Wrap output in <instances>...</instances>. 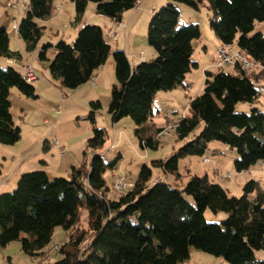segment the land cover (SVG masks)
<instances>
[{"label":"trees","instance_id":"trees-1","mask_svg":"<svg viewBox=\"0 0 264 264\" xmlns=\"http://www.w3.org/2000/svg\"><path fill=\"white\" fill-rule=\"evenodd\" d=\"M72 1L78 22L89 3L95 4L99 15L121 22L139 0ZM169 1L149 23L148 42L157 54L153 60L132 69L124 51L112 54L117 84L108 113L114 123L131 119L144 151L160 150L163 138L168 137L159 136L165 128H157L153 121L157 95L187 88V75L198 68L193 56L202 33L197 24H181L178 4L194 10L207 6L212 12L210 28L218 40L236 46L264 67V34L255 33L257 23L264 22V0ZM28 2L17 31L27 52L37 51L40 62H49L51 77L65 89L77 90L90 82L111 55L103 29L89 24L81 28L73 44L60 40L55 47L50 43L39 46L45 28L37 21L52 16L54 0ZM52 48L55 56L50 60ZM0 57L22 58L11 50L8 31L1 25ZM216 68L205 72L202 93L191 99L187 113L172 123L176 141H184L202 124L199 134L169 158L144 165L125 193L117 191L116 182L113 188L108 185L106 174L113 172L122 158L104 159L107 131L95 127L102 105L92 102L86 118L93 125L85 151L94 153L90 168L74 167L68 178L50 179L44 171L21 175L15 192L0 195V246L19 241L27 256L48 264L46 249L55 229L62 227L67 241L60 246L61 259L54 264H183L192 249L228 264H264L255 256L264 249V191L257 182H248L243 196L231 197L208 175L191 176L182 190L172 188L162 177L159 182L153 179V168L165 175H179L182 158L204 157L214 141L238 152V173L264 164V112L256 107L263 94L264 71L251 72L239 62L230 68ZM13 89L27 98H38L34 84L23 80L18 69L0 67V144L5 146L16 145L22 134L11 113ZM238 105L248 106L251 112H238ZM82 209L88 214L87 227L81 224ZM207 210L225 212L228 218L222 224L208 223Z\"/></svg>","mask_w":264,"mask_h":264},{"label":"crops","instance_id":"crops-1","mask_svg":"<svg viewBox=\"0 0 264 264\" xmlns=\"http://www.w3.org/2000/svg\"><path fill=\"white\" fill-rule=\"evenodd\" d=\"M18 1V0H17ZM27 1V0H26ZM160 1V4H159ZM12 2L11 0H0V25L5 27L10 36V48L13 52L19 53L22 55L21 59H3L4 63L7 66L17 67L19 72L20 68L24 65H33V67L37 70V73L40 76V80L34 84L36 89V93L38 95L37 99H30L22 94L16 93L15 98L12 101L11 98V113L14 117L15 123L21 128V140L14 146H5L0 144V195L3 193H10L13 189H16V185L21 177V175L34 171H45L50 179H55L58 177L68 178L72 172L74 167L79 168L81 166H85L87 169L90 168L91 158L93 157L92 152H88L85 154L88 140L92 137L90 131H88V136H79L78 138H71L69 141H63L60 143L62 147H66L68 150L67 154H61L58 147L52 144L53 135H57L54 130L55 118L59 117L55 112L57 107H61L59 105L60 98L59 95H62L64 99H67V105H74L76 100L78 101V105L73 108H69V106L65 109L67 113L71 115H76L80 111H84V113H88L90 111V104L92 102L99 101L102 105V110H104L105 103L107 107H109L111 94L114 86L117 84L116 79V66L113 59L112 54L117 50H122L126 53L131 68L134 69L141 62H148L153 60L156 57V52L149 45L148 37L146 38L147 25H149L152 16L159 11L161 5H164L169 0H144L141 1L140 9L135 8L132 11L126 12L122 18L121 22H117L114 19H110L108 17L99 15L96 12V6L88 5L85 15L78 22L76 20V10L71 9L69 11V16L67 17L63 10L59 11L56 17L62 20H69V23L73 27V30L70 32H65V38L61 37L60 40H64L68 44H72L75 42L79 31L82 27L86 25H98L103 29L105 39L111 47V55L108 58L107 62L95 73L98 77L97 86L94 87L90 82L78 88L77 90H68L61 86V83L55 79H53L50 75L48 65L49 62H39L37 51L33 53H29L26 50V45L19 37L18 33L15 32L13 35L10 30V20H9V9H6V3ZM73 2V1H72ZM158 3V4H157ZM74 4V2H73ZM90 7V15H88V9ZM62 8V6H61ZM18 10V9H17ZM6 14V16H4ZM15 19V18H14ZM52 22V21H51ZM38 23V21H37ZM39 25V24H38ZM40 26V25H39ZM46 29L45 26H42ZM114 33L118 34L117 40L114 41L109 39L110 35ZM148 36V32H147ZM67 37V38H66ZM220 42V41H219ZM53 45L52 43H50ZM222 43L220 42L219 45ZM217 49V43L214 42ZM41 46V44L39 45ZM54 49V48H53ZM49 50L48 58L52 60L55 56L54 50ZM217 49H216V57H217ZM204 50H207L204 47ZM149 57V58H148ZM37 65V68H36ZM200 64L198 63V68ZM210 69V65H204L202 67V76L205 72ZM192 76L189 79L186 78V83L188 87H181L174 91L169 92L173 95L169 97H176L181 99V103L185 106L186 112V101L189 106L191 99L200 95L203 91L204 84H198V90L196 92L189 91L195 82L192 79ZM263 84V83H262ZM197 86V85H196ZM68 90V91H66ZM13 94V91H11ZM186 93L188 95L186 96ZM11 94V95H12ZM72 101H69V100ZM18 105L17 111L14 109V105ZM247 108L246 105H242L241 111H245ZM188 110V108H187ZM17 114H16V113ZM155 112H157L155 108ZM187 113V112H186ZM186 113H183L184 116ZM50 114V118L48 117ZM181 116V117H182ZM179 118H170L165 116L164 126L157 128H166L170 123H173ZM98 120V115L96 117V123ZM160 120L159 115H155L153 121L156 124V121ZM89 122V121H88ZM113 122V120H112ZM54 123V125H52ZM95 123V127H96ZM118 123V122H117ZM113 127H117L116 123H114ZM92 125V124H91ZM51 128V129H50ZM104 129V128H103ZM59 137V135H58ZM61 137V136H60ZM60 142V141H59ZM132 145L133 151L138 153L142 158V162L146 165H151L152 161L164 159L162 158L164 155V150L160 149L158 151L152 150H141L137 139L134 143L133 140L130 141ZM106 146V145H105ZM114 146L112 150L110 148ZM123 139L121 135L117 134V130H114V138L111 146L107 149L102 150V154L109 153L110 151H116L117 149L120 152L117 155H121L122 160L117 165L114 172H112L115 181H117L118 176L124 175L126 177V181L132 177V173L130 172V177L124 170L125 164L129 161V168H133V155L128 154L129 148H124ZM109 149V150H108ZM108 150V151H106ZM163 150V151H162ZM116 155V156H117ZM131 158L130 160H128ZM132 161V162H131ZM141 162V163H142ZM211 161L207 164H210ZM223 162L220 160H215L214 167L216 173H219L223 168L220 165ZM224 165V164H223ZM137 168V166L135 165ZM221 169V170H217ZM140 172V171H139ZM9 175H7V174ZM136 175V171L134 170ZM205 175H208L207 173ZM209 176V175H208ZM162 177V175H158L157 178ZM114 181V182H115ZM133 184H131V187ZM22 237H25L22 235ZM10 249H6L7 253L10 255ZM12 258L9 257V263L13 264ZM215 264H228L222 258H217L214 261Z\"/></svg>","mask_w":264,"mask_h":264},{"label":"rangeland","instance_id":"rangeland-1","mask_svg":"<svg viewBox=\"0 0 264 264\" xmlns=\"http://www.w3.org/2000/svg\"><path fill=\"white\" fill-rule=\"evenodd\" d=\"M12 2L6 3V9H9V20H10V30L11 34L13 35V23L14 20H16L18 23L21 19V16L26 11V7L28 6V0L27 2H23L21 0H11ZM140 4L136 6L138 9L141 5V1L144 2V0H139ZM158 4V3H157ZM160 4V1H159ZM170 4L169 2L161 5L159 8V11ZM62 6V10L65 13V15L69 16V11L73 9L76 10L75 4H73L72 0H54V6ZM89 5L95 6L93 3H89ZM18 9V10H17ZM140 9V8H139ZM178 10L180 12V21L181 24H197L200 27L201 33H202V39L196 44V51L193 56V61L200 64L199 68H195L192 70L190 74L187 75V79L192 76V79L195 82V85L188 89L192 92H196L198 90V84H204L205 78L204 74L202 76V67L206 65H210V69L212 71H217V68L215 67L216 62V45H214V42L217 43V46L220 44L218 38L214 34V32L210 28V18L212 17V12L208 9L207 6H202L200 10H194L191 7L185 5V4H178ZM61 11V10H60ZM158 11V12H159ZM86 13V12H85ZM57 14V13H56ZM85 15V14H84ZM88 15H90V7L88 9ZM6 16V14H4ZM57 15L52 14V16L46 20H38V24L42 27L45 26L46 29L44 30V35L40 41V44H46V43H52L55 47L56 44L60 41L61 37L65 38V32H70V30H73V27L69 23V20H62L56 17ZM15 18V19H14ZM52 21V22H51ZM2 26V23H1ZM44 28V27H43ZM149 25H147V32H148ZM16 32V31H15ZM147 32H146V38H147ZM255 33H262L264 34V22H258L256 25ZM67 38V37H66ZM73 44V43H72ZM220 46V45H219ZM204 47L207 48V50H204ZM235 49H237L236 46H234ZM53 49V48H52ZM50 49V50H52ZM153 49V48H152ZM55 51V49H53ZM149 58V57H148ZM40 62V61H39ZM0 67L4 68L7 67V64L4 63L3 59L0 58ZM37 68V65H36ZM16 69H18L16 67ZM37 71V70H36ZM226 71H230L226 69ZM201 72V73H200ZM197 85V86H196ZM264 87V82H263ZM262 96L260 98V102L257 104L256 107L260 108L264 112V88H262ZM13 94L11 92V98L12 101L15 98V95L17 92L16 89H13ZM68 91V90H66ZM169 92H161L157 95L155 99V108L159 115L160 120L156 121V127H162L165 123V116L172 118H179L182 116L183 113H186L188 110V105L186 101V112H185V106L182 104L181 99L176 97H169ZM188 93H186V96ZM59 98L61 99L59 102V105H61L60 110L61 114L59 117L54 119V130L57 135H53L52 139L54 137L58 138V140L61 142L66 141L70 142L69 140L71 138H78L79 136H88V131L93 135V125H91L90 122L86 120L88 117V113H84L85 110L80 111L79 113H76V115H71L66 112V108L69 106V108H73L74 106L78 105V101L76 100V103L74 105H67V99H64L62 95H59ZM111 100V99H110ZM69 101H72L71 99ZM108 103H105L104 110H100L98 113V120L96 123V128L102 129L104 128L107 131L108 140L106 143V146L104 149H107L111 146V143L113 142L114 138V130H117V134L119 136L121 135V138L123 139V146L124 148H129L128 154L133 155V168H129V161L125 164L124 170L127 173V175L130 177V172L132 173V177L126 181V177L124 175H120L117 178V181L123 180V183L127 186H129L128 189L131 188V184H134V182L137 179V176L139 174V171L142 169V167L145 165L142 162V158L138 153L135 154L133 149L131 148L132 145L130 143L131 140L136 142L135 137V126L130 118H124L120 120L116 125L117 127H113L114 124L112 122V118L108 113ZM15 110L17 111L18 105H14ZM242 105H238L237 111H241ZM250 113L251 109L247 106L245 111ZM16 113V112H15ZM17 114V113H16ZM50 118V114L48 116ZM169 125H174L170 123ZM171 126H167L165 128V132L168 133V137L163 138V147L160 149H163L164 155H162V158H169L173 152L178 150L181 146L188 143L192 139L195 138L203 128V125L201 124L197 130L192 132L184 141H176L175 136H173V133H171ZM51 129V128H50ZM59 135V137H58ZM61 136V137H60ZM91 138V137H90ZM59 147H62L59 144ZM66 153H68V150L66 147ZM103 149V150H104ZM109 150V149H108ZM106 150V151H108ZM117 149L116 151H110L109 153L102 154L104 159L107 162H111L116 155L120 152ZM64 154V155H65ZM208 158L211 163L207 164L204 162V159ZM239 158L238 152L236 150H232L228 145L222 143V142H211L209 144V150L206 152V155L204 157H198V156H192V157H186L182 158L179 161V175L174 174H164L162 171H160L157 168H153V179H158V175H162V178L164 180H167L169 185L172 188H177L182 190L187 183L189 182L191 176H205L207 173L209 175V178L211 182L215 184L221 185L224 189L227 190L229 196L231 197H241L244 195V187L246 184L250 181H255L258 183V187L264 191V164H257L252 166L248 171L238 173L235 169V161ZM92 159V158H91ZM129 158L128 160H130ZM215 160H220V162H223V164L220 165L225 169H217L221 170L219 173H216L214 162ZM132 162V161H131ZM142 162V163H141ZM137 166V168L135 167ZM131 166V165H130ZM134 170L136 171V175L134 173ZM42 171V170H39ZM45 172V171H44ZM114 172V171H113ZM7 174V173H6ZM226 174H230V178H226ZM9 175V174H7ZM106 179L108 181V185L113 188V185L115 184V178L113 177L112 171H109L106 174ZM161 179V178H159ZM115 181V182H114ZM19 182V181H18ZM18 183L16 185V189H13L10 193H13L17 190ZM120 193H125L122 190H117ZM255 193L252 194L254 196ZM186 199L194 204L193 199L185 195ZM87 211L82 209V220L81 224L83 227H87ZM228 218V214L225 212H219L218 214H214L211 211L207 210L205 212V219L208 223L212 224H222L223 221H225ZM67 241V233L62 227H58L54 231L53 240L52 243L47 247V257L45 259V262L48 264H54L56 261L61 259V254L55 250V245L58 244L59 246L65 244ZM6 249H10V255L7 253ZM256 259L259 261H264V249L260 251L255 252ZM9 257L12 258L13 264H39L38 260H33L29 256H27L24 252L21 250V243L19 241L12 242L10 245H8L6 248H3L0 246V264H10L9 263ZM217 259L216 257L206 254L204 252L196 251L194 249L191 250L190 259L186 261L183 264H215L214 261Z\"/></svg>","mask_w":264,"mask_h":264},{"label":"built area","instance_id":"built-area-1","mask_svg":"<svg viewBox=\"0 0 264 264\" xmlns=\"http://www.w3.org/2000/svg\"><path fill=\"white\" fill-rule=\"evenodd\" d=\"M23 2H27L26 0H21ZM140 1H138L137 5L140 4ZM61 10V6H54L53 7V14L58 13ZM13 28L14 30L17 32L18 31V22L16 20H14L13 23ZM118 34L114 33L113 35H110L108 38L112 39L114 41L117 40ZM240 63L244 68L248 69L251 72H259V71H264V67L254 63L253 61H251L247 56H245L242 52H240L239 50L235 49L234 46L231 45H227V44H221L218 49H217V57H216V62H215V67L218 68H230L233 67L236 63ZM21 78L23 80H25L26 82L30 83V84H35L36 82H38L40 80V76L37 73L36 69L33 67V65H24L20 68V72H19ZM97 82H98V77L97 75L94 74L93 78L91 79L90 83L96 87L97 86ZM55 112L57 113V115L61 114V110L60 107H57L55 109ZM175 129V125L171 126V133H173ZM165 135H169L168 133H166L165 131L163 133H161L159 136H165ZM52 144L56 147L59 148L60 153L61 154H65L66 153V149L64 147H59V140L58 138L54 137L52 139ZM114 148V146H112L110 148V150H112ZM205 163H209L210 160L208 158L204 159ZM231 175L230 174H226V178H230ZM120 180V179H119ZM117 181L116 182V189L117 190H122L124 192H127L129 189V186L125 185L123 183V180L121 181ZM157 182L159 181H163V179H156ZM55 250L59 251L60 250V246L58 244L55 245Z\"/></svg>","mask_w":264,"mask_h":264}]
</instances>
